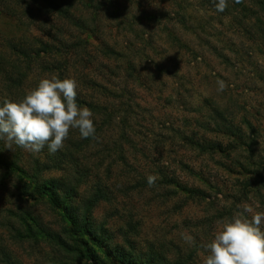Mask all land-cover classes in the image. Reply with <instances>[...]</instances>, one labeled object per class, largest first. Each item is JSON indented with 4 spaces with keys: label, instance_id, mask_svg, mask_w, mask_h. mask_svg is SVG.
Returning a JSON list of instances; mask_svg holds the SVG:
<instances>
[{
    "label": "rangeland",
    "instance_id": "1",
    "mask_svg": "<svg viewBox=\"0 0 264 264\" xmlns=\"http://www.w3.org/2000/svg\"><path fill=\"white\" fill-rule=\"evenodd\" d=\"M54 1L68 14L45 9L41 0H0V52L14 60L6 43L25 35L55 44L47 60L66 62V71L49 74L33 65L24 92L42 78H72L83 100L112 112L110 122L93 114L101 133L85 152L89 172L79 201L104 186L109 200L92 217L112 236L111 246L135 254L151 247L167 260L204 264V245L219 221L244 205L264 213V37L252 22L223 17L212 0ZM257 1L244 0L264 18ZM218 80L227 84L223 93ZM70 132L67 139H83L77 129ZM0 147L28 168L46 154L9 149L4 140ZM149 175L157 176L155 185L136 188ZM44 176L65 179L61 171ZM182 187L203 196L186 197ZM17 193L12 183L0 185V264H88L40 237L26 238L20 211L55 234L60 224L48 205L22 204Z\"/></svg>",
    "mask_w": 264,
    "mask_h": 264
},
{
    "label": "trees",
    "instance_id": "2",
    "mask_svg": "<svg viewBox=\"0 0 264 264\" xmlns=\"http://www.w3.org/2000/svg\"><path fill=\"white\" fill-rule=\"evenodd\" d=\"M41 2L45 9H57L58 12L63 11L66 15L68 14L65 8H60L62 6L58 4L59 2L54 0H41ZM228 2H232L234 5L232 8H227L222 16L239 18L242 21L247 20L245 24L248 25L252 22V27L257 29V34L263 38L264 18H261L263 16L255 15L244 0L240 4H236L234 0H228ZM257 3L264 10V0H258ZM27 37L32 38L29 41ZM6 44L8 51L15 58L9 60L5 54L0 52V106H2L4 99L18 102L25 96L24 91L30 82L29 76L33 71V65L38 66L41 72L44 71L49 74H62L67 69V63L64 61L47 60V56L51 55L49 54L50 51L56 49L55 44L43 42L31 35L18 37ZM35 85L33 84V86ZM76 100L80 107L87 106L93 114L104 115L107 122L112 121V112H108V109L87 102L78 94ZM95 129V136L98 137L101 128ZM235 131L236 133L232 131V134L237 135V141H241V132ZM75 138L76 135L72 137L74 140L67 139L63 145V150L60 149L55 154H50L47 146H45L42 149L46 153L44 157L35 158L29 168L24 167L19 155L8 157L4 155V151L0 147V185L6 187L12 183L18 191L17 198L22 204L28 203L29 206L33 202L46 204L59 220L60 233L55 234L47 226L37 223L34 218L29 216L26 218V212L20 211L19 221L25 237L35 240L40 237L42 241L67 251L65 253L75 261L83 260L88 264H184L180 260H167L164 253L155 252L153 251L154 248L151 247L145 254H135L128 252L119 244L111 246L112 236L104 226H95L92 217V209L101 202L109 200L106 189L103 185L97 184L80 201L78 195L79 186L81 183H86L89 172L86 167L85 152L90 141L96 140V138H83L82 140ZM191 143L194 142L190 141ZM196 145L200 151H203L202 144ZM247 147L250 149L249 145ZM54 171H61L62 177L69 182L65 179L44 176ZM146 184L145 178L141 177L136 188L144 187ZM181 191L186 194V197L203 196L202 190L197 188L182 187ZM18 232L20 233L21 230ZM126 235L127 232L122 235L123 241L128 245L127 249H132V242ZM60 264L66 263L61 262Z\"/></svg>",
    "mask_w": 264,
    "mask_h": 264
},
{
    "label": "clouds",
    "instance_id": "3",
    "mask_svg": "<svg viewBox=\"0 0 264 264\" xmlns=\"http://www.w3.org/2000/svg\"><path fill=\"white\" fill-rule=\"evenodd\" d=\"M240 4L243 0H234ZM217 12L223 13L228 0H212ZM218 93L227 84L217 81ZM78 83L75 79L63 80L53 76L42 78L37 87L28 91L18 102L4 99L0 106V140L7 148L15 144L29 152H39L47 146L50 154L63 148L71 129H77L81 138L95 139L93 113L81 108L76 100ZM157 176H147L153 187ZM246 214H251L248 218ZM214 238L204 245L208 255L204 264H264V213H254L244 205L242 211L218 222ZM188 244H194L191 235H183Z\"/></svg>",
    "mask_w": 264,
    "mask_h": 264
}]
</instances>
